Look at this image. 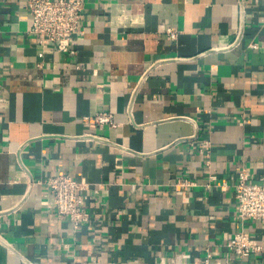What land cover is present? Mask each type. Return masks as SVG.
<instances>
[{
	"label": "crops",
	"instance_id": "0c3cea01",
	"mask_svg": "<svg viewBox=\"0 0 264 264\" xmlns=\"http://www.w3.org/2000/svg\"><path fill=\"white\" fill-rule=\"evenodd\" d=\"M26 1L0 0V264H264L235 197L264 175V0H85L74 53ZM60 173L85 184L76 229ZM238 230L262 250L231 257Z\"/></svg>",
	"mask_w": 264,
	"mask_h": 264
},
{
	"label": "built area",
	"instance_id": "2783aa9c",
	"mask_svg": "<svg viewBox=\"0 0 264 264\" xmlns=\"http://www.w3.org/2000/svg\"><path fill=\"white\" fill-rule=\"evenodd\" d=\"M84 3L85 0H27L26 8L31 17L30 32L41 36L59 51L74 53L73 44L80 33ZM168 33L172 39L176 38L177 33L172 29H168ZM92 120L100 125H114L110 112H98ZM44 184L50 206L59 217L69 219L73 227L78 228L86 218L83 210L85 184L67 173L48 177ZM178 184L191 183L179 181ZM235 197L237 217L242 222L247 219L264 222V175L254 182L250 180L249 172L242 168L237 174ZM226 247L231 257L236 259L246 258L262 250L261 244L243 230L236 231L226 242Z\"/></svg>",
	"mask_w": 264,
	"mask_h": 264
}]
</instances>
